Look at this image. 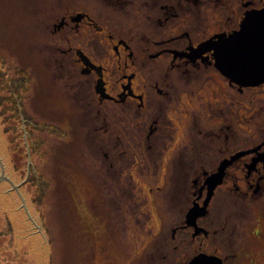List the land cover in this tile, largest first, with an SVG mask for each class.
<instances>
[{"label": "flooded vegetation", "instance_id": "1", "mask_svg": "<svg viewBox=\"0 0 264 264\" xmlns=\"http://www.w3.org/2000/svg\"><path fill=\"white\" fill-rule=\"evenodd\" d=\"M9 1L19 29L8 22L0 34L26 37L24 54L38 66L42 84L44 70L36 66L32 55L33 42L38 39L41 52L55 54L56 80L61 86L73 85L72 92L83 96L87 109L103 117L105 134L113 136L122 128L135 132L127 133V143L133 140L145 156L140 159L133 153L134 164L155 165V174L158 166L166 165L164 184L175 182L166 194L181 211L170 240L179 238L192 249L171 254L164 250L168 238L158 234L149 264H257L252 263L253 256L247 257V251L259 242L255 237L261 231L256 226L264 224V212L257 205L258 199L264 200V124L253 120L258 111L252 94L264 89V84L242 87L231 81L218 69L216 53L232 47V35L241 29L247 13L264 9V0ZM24 80L28 83L20 78L17 86ZM210 84L216 89L209 87L203 95ZM66 90L70 93L71 89ZM249 92L252 94L246 95ZM22 96L18 92L17 100ZM28 98L36 108H26V112L58 115L57 125L64 126L63 108L51 110L42 98ZM241 132L249 141L240 142ZM123 136L117 135V143H124ZM44 140V153L49 157L47 137ZM61 143L57 158L62 162ZM29 144L26 164L13 160L22 171V182L14 173L6 174L4 165L0 183L23 190L31 204L33 188L29 184L37 167ZM45 168L48 166L41 162L39 173ZM213 178L220 183L207 200ZM194 208V216L188 220V212ZM210 246L214 251L209 252Z\"/></svg>", "mask_w": 264, "mask_h": 264}, {"label": "rangeland", "instance_id": "2", "mask_svg": "<svg viewBox=\"0 0 264 264\" xmlns=\"http://www.w3.org/2000/svg\"><path fill=\"white\" fill-rule=\"evenodd\" d=\"M12 11L9 0H0V28L8 22L15 24L11 15L16 14ZM13 28L19 29V25ZM37 37L33 35L32 39ZM25 38H7L0 34V112L9 114L0 115V175L5 165L6 174L14 173L17 181L22 182V171L13 160L18 164L25 162L28 141L33 147L32 162H36L34 166L39 173L46 156L45 137L55 143L62 142L63 161H59L57 153L56 158L49 161L52 168L44 169L43 173L55 186L52 191L49 188L45 196L43 209L46 204L50 207L44 213L34 202L27 201L23 190H15L7 182L0 183V264H149L158 234L168 238L164 250L171 254H183L192 249L191 245L181 244L179 238L175 242L170 240L171 228L181 219V211L175 208L173 197L166 194L175 185L172 181L164 184L165 171L162 172L166 165L158 166V174H155V165L134 164L133 153L140 159L145 156L133 140L131 145L127 143L130 141L127 133L135 132L119 126L121 133L105 134L103 117H96V111L87 109L83 96L76 97L72 92L73 85L63 83L61 86L56 80L54 73L59 69L52 60L55 54L41 52L38 39L33 42L32 55L36 66L44 70L42 84L41 71L28 60L30 56L24 54ZM20 78L28 79V83L24 80L17 86L22 82ZM20 87L23 90H18ZM209 87L216 89L214 85H207L203 95ZM69 88L70 93H66ZM18 92L23 95L21 101L17 100ZM253 92L255 94H246L256 96L254 108L258 112L253 120L263 125L264 89ZM32 95L39 101L42 98L43 104L52 106L51 110H65L64 126H56L60 140L52 137V130L47 126V123L54 125L58 115L50 118L42 112H29L30 115L25 111L36 108L28 98ZM9 116L11 119L7 120ZM66 126L71 128L64 131ZM119 134L124 135L123 144L116 141ZM246 135L240 133L241 143L249 141ZM25 138L27 140L21 144ZM58 171L62 174L57 175ZM257 205L264 212V200L258 199ZM256 217L259 219L258 215ZM256 228L261 231L260 236L255 237L259 242L249 248L247 257L253 256L252 263L264 264V224ZM237 239L239 244L241 239ZM210 248L209 252L214 251V247Z\"/></svg>", "mask_w": 264, "mask_h": 264}, {"label": "water", "instance_id": "3", "mask_svg": "<svg viewBox=\"0 0 264 264\" xmlns=\"http://www.w3.org/2000/svg\"><path fill=\"white\" fill-rule=\"evenodd\" d=\"M233 45L216 53L217 67L227 78L242 87H257L264 84V9L247 13L241 29L232 35ZM251 68V74H241L239 69ZM4 176V169L0 181ZM220 183L210 179L207 200ZM207 203V202H206ZM194 209L188 212V220ZM194 216V215H193Z\"/></svg>", "mask_w": 264, "mask_h": 264}, {"label": "trees", "instance_id": "4", "mask_svg": "<svg viewBox=\"0 0 264 264\" xmlns=\"http://www.w3.org/2000/svg\"><path fill=\"white\" fill-rule=\"evenodd\" d=\"M46 116L52 118V116H49V115H46ZM8 119H11V117L9 116V118H7V120ZM5 122H7V121H5ZM47 124L52 125L50 123H47ZM57 124H58V122H57V120H55L53 128H51V130H52L51 134H52V137L55 138L58 141V139H60L62 137H58L59 133H58V130L56 128ZM70 128H71V126H66L64 131H67V129H70ZM64 137H63V139H64ZM48 144L50 145V148L52 147V150L50 148L48 149L49 150V157L45 156L44 161H43V166L47 165L48 168L49 167L52 168V165H51V163L49 161L52 162L56 158L58 143H55L54 141H50L48 139ZM72 144H73V142H72ZM51 151H52V153H51ZM43 172H40L41 174L40 173L34 174L31 177L32 181L29 184V187L33 188V193H35V196L33 197V202H34V204L37 207H39V209L42 210V213H44L46 208L48 209V207H50L49 205L47 207V204H46L45 205V209H43V204H44L45 201H47L45 196H46V194L48 192V189L50 188L51 191L53 189H55L54 188L55 186L52 185L51 180L48 179L46 174L43 173ZM54 195L55 194H53V196Z\"/></svg>", "mask_w": 264, "mask_h": 264}, {"label": "snow or ice", "instance_id": "5", "mask_svg": "<svg viewBox=\"0 0 264 264\" xmlns=\"http://www.w3.org/2000/svg\"><path fill=\"white\" fill-rule=\"evenodd\" d=\"M239 71L241 72V74H251L253 69H251V68H241V69H239Z\"/></svg>", "mask_w": 264, "mask_h": 264}]
</instances>
